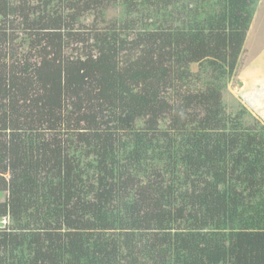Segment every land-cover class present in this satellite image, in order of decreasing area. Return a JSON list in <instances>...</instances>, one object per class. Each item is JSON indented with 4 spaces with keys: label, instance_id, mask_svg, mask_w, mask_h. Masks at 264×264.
I'll return each instance as SVG.
<instances>
[{
    "label": "trees",
    "instance_id": "obj_1",
    "mask_svg": "<svg viewBox=\"0 0 264 264\" xmlns=\"http://www.w3.org/2000/svg\"><path fill=\"white\" fill-rule=\"evenodd\" d=\"M258 3L0 0V264H264Z\"/></svg>",
    "mask_w": 264,
    "mask_h": 264
},
{
    "label": "rangeland",
    "instance_id": "obj_2",
    "mask_svg": "<svg viewBox=\"0 0 264 264\" xmlns=\"http://www.w3.org/2000/svg\"><path fill=\"white\" fill-rule=\"evenodd\" d=\"M120 12L119 6H111L107 20L119 16ZM93 20L94 15L91 14L84 23L89 25ZM193 67L196 69L197 64ZM224 101L229 111L246 107L252 114L247 120L258 119L264 123V0H259L238 66L224 91ZM4 197L3 194L0 199Z\"/></svg>",
    "mask_w": 264,
    "mask_h": 264
}]
</instances>
